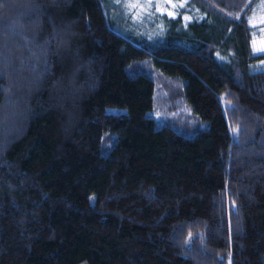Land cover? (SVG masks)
<instances>
[{"label": "trees", "instance_id": "16d2710c", "mask_svg": "<svg viewBox=\"0 0 264 264\" xmlns=\"http://www.w3.org/2000/svg\"><path fill=\"white\" fill-rule=\"evenodd\" d=\"M189 1L138 45L101 0H0V264H264L254 0Z\"/></svg>", "mask_w": 264, "mask_h": 264}, {"label": "rangeland", "instance_id": "374dc122", "mask_svg": "<svg viewBox=\"0 0 264 264\" xmlns=\"http://www.w3.org/2000/svg\"><path fill=\"white\" fill-rule=\"evenodd\" d=\"M103 13L112 28L135 44L153 45L163 41L165 29L171 20H180L185 25L202 14L189 0H101ZM135 5V7H133ZM250 29V46L254 54L264 53V0H254L247 16ZM159 97V93L157 94ZM152 115L158 124H163L166 117H190L192 113L185 105H181L173 113L167 115L163 111L162 102ZM124 110L109 108V111ZM150 114V111L147 113ZM191 122L193 121L190 120Z\"/></svg>", "mask_w": 264, "mask_h": 264}, {"label": "snow or ice", "instance_id": "6c2138e0", "mask_svg": "<svg viewBox=\"0 0 264 264\" xmlns=\"http://www.w3.org/2000/svg\"><path fill=\"white\" fill-rule=\"evenodd\" d=\"M133 7H135V5H133Z\"/></svg>", "mask_w": 264, "mask_h": 264}]
</instances>
